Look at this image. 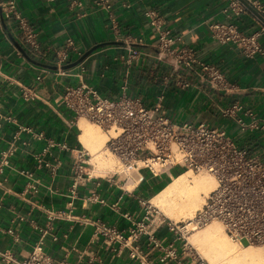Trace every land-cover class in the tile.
<instances>
[{"label": "crops", "instance_id": "crops-1", "mask_svg": "<svg viewBox=\"0 0 264 264\" xmlns=\"http://www.w3.org/2000/svg\"><path fill=\"white\" fill-rule=\"evenodd\" d=\"M82 1V8L71 7L69 0L18 1L42 48L52 50L46 61L28 53L13 22H0V154L13 143L17 146L0 181V252L7 251L22 261L42 242L55 264H141L131 257V249L137 248L154 264L160 254L150 246L148 236L135 240L130 230L144 218L145 203L181 170L159 177L145 171V180L135 184L116 174H92L72 194L73 156L83 145L79 127L72 123L73 114L61 98L66 86L78 84V79L56 73L54 50L72 38L77 51L71 52V64L80 61L85 65L87 84L103 97L117 99L125 91L152 107L164 90L163 79L170 69L152 56L157 35L147 13L154 12L171 36H183L198 59L217 65L237 87L236 91H218L190 75V87L181 89L174 79L165 90L166 114L176 122L204 121L224 128L240 145L258 147V143L264 144V138L258 141L264 134L240 133L221 110L240 102L264 119V55L248 58L236 46L218 43L209 27L215 22H234L252 33L260 23L250 11L234 14L228 9V0H111L110 10L94 0ZM260 2L264 5V0ZM127 36L142 37L144 45L129 47L124 40ZM260 40L264 44V37ZM131 48L139 56L129 64ZM72 69L76 71V67ZM19 126L42 133L43 138L19 132ZM50 142L65 144L67 149L56 146L45 151ZM25 171L34 177H27ZM129 184L132 189L127 188ZM93 194L104 203L94 201ZM148 224L165 244L173 239L167 227L159 226L152 217ZM96 225L114 229L123 238L101 236ZM178 248L181 264H187V253L180 245ZM0 264L6 263L0 258Z\"/></svg>", "mask_w": 264, "mask_h": 264}, {"label": "built area", "instance_id": "built-area-1", "mask_svg": "<svg viewBox=\"0 0 264 264\" xmlns=\"http://www.w3.org/2000/svg\"><path fill=\"white\" fill-rule=\"evenodd\" d=\"M18 1L4 0L0 3V22H13L19 40L26 46L28 53L36 59L46 61L52 50L42 48L37 32L19 10ZM69 1L73 8L83 6L82 0ZM228 1L230 11L236 15L250 11L259 20L260 26L255 32L246 33L234 22H215L209 27L212 39L220 44L236 46L248 58L264 55V44L260 40L264 37V5L260 0ZM110 2L111 0H94L97 6L105 10L111 9ZM147 15L157 35L152 56L170 67L164 76V90L159 94L157 103L147 107L141 98L130 97L125 91L117 99L101 96L85 82L86 67L83 63L75 66L76 71L65 68L71 64V52L77 51L74 40L67 38L63 48L54 50V58H51L57 74H73L78 79V84L66 86L61 98L62 104L73 114V124L77 125L79 119L84 118L108 135L107 150L117 158L125 173H138V183L145 180L144 171H148L153 177H159L170 175L176 168L208 173L215 179L216 188L205 197L202 208L196 212L193 220L179 223L165 218L159 223V226H166L173 234V239L166 244L148 224L157 209L153 207L151 211L152 206L145 203L146 214L142 220L134 223L130 235L135 240L143 235L148 236L150 246L160 254L154 264H181L178 245L186 252L187 236L213 221L219 222L227 236L236 244H255L264 248V144L258 143V147L240 145L226 129L213 127L204 121L176 122L166 114L163 107L165 90L174 79L181 89L190 87V75L198 76L210 88L218 91H236L237 87L227 80L217 65L198 59L195 50L185 45L183 36H171L154 12ZM124 40L129 47L144 45V39L140 36H127ZM138 56L139 52L131 48L127 62L130 64ZM47 70L42 69V72ZM37 79L40 80L41 76ZM221 114L232 119L242 134H264V119L259 118L254 109L243 103L234 102L223 108ZM21 131L31 133L34 139L43 138L42 133L32 132L28 127L19 126V132ZM18 135L19 133L15 136L16 139ZM263 138L262 135L258 141ZM27 144L23 142V145ZM56 146L67 149L65 144L50 142L45 151ZM16 151L17 146L13 143L8 150L1 152L0 181L4 168L9 166L10 158ZM89 158L83 146L73 156L72 194L81 181L92 176L90 167L93 166ZM23 173L29 178L34 177L32 172ZM92 197L94 201L104 203L97 195L93 194ZM96 230L101 236L112 240L123 238L120 232L103 225H96ZM131 257L138 259L141 264H153L137 248L131 249ZM0 258L6 264H55L52 256L43 249L42 242L22 261L7 251L0 252ZM197 264L205 263L202 261Z\"/></svg>", "mask_w": 264, "mask_h": 264}, {"label": "bare ground", "instance_id": "bare-ground-1", "mask_svg": "<svg viewBox=\"0 0 264 264\" xmlns=\"http://www.w3.org/2000/svg\"><path fill=\"white\" fill-rule=\"evenodd\" d=\"M86 120V119H85ZM79 119L77 123L80 135L79 141L91 156L92 172L98 174L117 173L119 162L107 150L108 135L94 123ZM133 184L138 183V173L133 172ZM97 176V174H96ZM193 176V178H191ZM128 185V189H132ZM216 188L215 179L208 173L194 175L187 170L172 180L158 193L151 197L148 203L169 219H194L195 211L202 208L205 197ZM185 220V221H186ZM189 244L209 264H264V251L253 246L245 248L234 244L227 236L223 226L213 221L203 229L197 228L188 239Z\"/></svg>", "mask_w": 264, "mask_h": 264}, {"label": "rangeland", "instance_id": "rangeland-1", "mask_svg": "<svg viewBox=\"0 0 264 264\" xmlns=\"http://www.w3.org/2000/svg\"><path fill=\"white\" fill-rule=\"evenodd\" d=\"M85 120V119H84ZM85 121H88V120H85ZM88 122H90V121H88ZM90 123H92V122H90ZM102 132L104 133V131L102 130ZM112 155V154H111ZM90 158V160H91V156H89ZM114 158L117 160V158L114 156ZM118 161V160H117ZM119 162V161H118ZM91 164V163H90ZM119 164H120V162H119ZM94 168V167H93ZM92 167H90V169L92 170L93 169ZM117 170H118V172L117 173H108V174H98V173H96V172H92V174L93 175H96L97 174V176H107V175H113V174H116V176H120V177H122V178H124V179H129V180H131L133 177H135V174H129V173H125L124 172V167L120 164V168H117ZM144 173H145V171H144ZM193 174L194 175H204V174H206V173H204V172H193ZM175 176V175H174ZM191 178H193V176H191ZM129 185H131V184H129ZM147 206H149V204H147ZM153 210V207L151 208V211ZM157 212H158V214H157ZM157 212H153V219L155 220V222L156 223H160L161 221H163L166 217L163 215V214H161L158 210H157ZM196 212L197 211H195V213L194 214H196ZM172 221H174V222H179V223H181V222H183V221H185L186 219L185 218H180V219H178V220H176V219H171ZM187 221V220H186ZM215 222H217V221H215ZM213 223V222H212ZM205 227V226H204ZM204 227H202V228H200V229H203ZM193 234V232L191 233V234H189L188 236H187V238L189 239V237L191 236ZM232 241V240H231ZM186 242V241H185ZM187 242H188V245L186 246V253H187V256H186V261H187V259L189 260L188 262H187V264H193L192 263V260L193 259H195L194 260V262H195V264H197L198 262H204L205 264H209L208 262H207V260L202 256V255H200V254H198V252L196 251V250H194L193 248H192V246L189 244V241L187 240ZM233 242V241H232ZM234 244H236L235 242H233ZM237 246H239V247H242V248H245V247H247V246H253V247H255V248H259V249H261V250H263L264 251V248L263 247H261V246H259V245H255V244H252V245H247V244H243V245H239V244H236Z\"/></svg>", "mask_w": 264, "mask_h": 264}, {"label": "water", "instance_id": "water-1", "mask_svg": "<svg viewBox=\"0 0 264 264\" xmlns=\"http://www.w3.org/2000/svg\"><path fill=\"white\" fill-rule=\"evenodd\" d=\"M249 9H250L251 11H253L255 14H257V12H256L253 8L249 7ZM79 63H80V61L75 62V63H72V64H69V65L65 66V68H72V67L76 66V65L79 64Z\"/></svg>", "mask_w": 264, "mask_h": 264}, {"label": "trees", "instance_id": "trees-1", "mask_svg": "<svg viewBox=\"0 0 264 264\" xmlns=\"http://www.w3.org/2000/svg\"><path fill=\"white\" fill-rule=\"evenodd\" d=\"M184 171H185V170H181L180 172L175 173L174 175H175V176H178V175L182 174ZM170 181H171L170 179L167 180L166 183H165V185H164V187H165ZM164 187H163V188H164ZM163 188H162V189H163ZM162 189H161V190H162ZM158 192H159V191H158ZM158 192H157V193H158Z\"/></svg>", "mask_w": 264, "mask_h": 264}]
</instances>
